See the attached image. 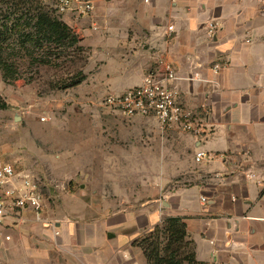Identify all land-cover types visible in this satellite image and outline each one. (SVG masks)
I'll list each match as a JSON object with an SVG mask.
<instances>
[{"label": "crops", "instance_id": "crops-1", "mask_svg": "<svg viewBox=\"0 0 264 264\" xmlns=\"http://www.w3.org/2000/svg\"><path fill=\"white\" fill-rule=\"evenodd\" d=\"M92 1V14L63 15L81 43L99 53L91 59L101 62V89L140 85L165 62L182 78L171 85L201 133L174 128L166 138L191 149L189 167L173 172L192 174L173 191L166 189L172 176L164 177L167 191L139 211L129 198L82 183L39 217L13 209L0 217V264H147L133 242L170 215L185 217L198 260L264 264V0ZM210 21L217 22L213 36ZM138 121L159 126L153 117L132 119ZM199 150L211 159L196 163ZM112 203L121 207L111 210Z\"/></svg>", "mask_w": 264, "mask_h": 264}, {"label": "rangeland", "instance_id": "rangeland-1", "mask_svg": "<svg viewBox=\"0 0 264 264\" xmlns=\"http://www.w3.org/2000/svg\"><path fill=\"white\" fill-rule=\"evenodd\" d=\"M59 16L74 29L69 18ZM82 45L85 50L71 51L56 61L59 66L29 67L23 70L25 79L11 84L0 71V153L33 173L45 206L53 207L65 190L78 192L82 183L103 186L109 197L129 198L134 211L142 210L167 191L160 185L164 177L172 176L169 191L188 183L191 171L173 170L189 167L191 149L186 143L172 145L166 138L170 130L132 122L142 116L127 118L105 107L110 92L100 86V60L91 59L99 53ZM78 71L86 78L67 87ZM89 164L95 169L86 172Z\"/></svg>", "mask_w": 264, "mask_h": 264}, {"label": "trees", "instance_id": "trees-1", "mask_svg": "<svg viewBox=\"0 0 264 264\" xmlns=\"http://www.w3.org/2000/svg\"><path fill=\"white\" fill-rule=\"evenodd\" d=\"M59 15L49 0H0V71L5 82L25 79L23 70L29 67H57L56 61L71 51L85 50L79 35ZM85 78L78 71L67 87ZM133 245L142 249L147 264H208L197 259L184 216H166ZM188 246L189 251L182 250Z\"/></svg>", "mask_w": 264, "mask_h": 264}, {"label": "built area", "instance_id": "built-area-1", "mask_svg": "<svg viewBox=\"0 0 264 264\" xmlns=\"http://www.w3.org/2000/svg\"><path fill=\"white\" fill-rule=\"evenodd\" d=\"M59 14L72 12L77 15H89L94 12L92 0H49ZM151 0H145L149 3ZM217 22L210 21L208 34L213 36ZM168 36L173 32V26H168ZM162 71L149 72L143 83L128 88L120 93H109L103 104L113 108L117 113L132 118L137 116L153 117L162 130L178 128L196 136L201 133V124L197 115L184 107L179 101L180 91L171 85L173 81L182 79L174 70L172 64L165 62ZM213 69L219 72L220 63H215ZM190 79H193L191 76ZM211 154L204 150L195 153L196 163L211 159ZM205 201V198H202ZM45 195L36 182L35 176L29 170L19 169L6 160L0 153V217L6 216L13 209H32L39 217L45 208ZM9 239V237H7Z\"/></svg>", "mask_w": 264, "mask_h": 264}]
</instances>
